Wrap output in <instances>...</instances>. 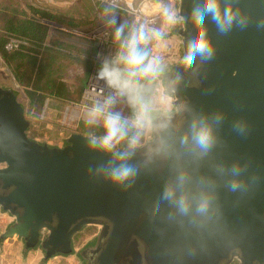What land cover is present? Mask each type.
<instances>
[{"label": "water", "instance_id": "water-1", "mask_svg": "<svg viewBox=\"0 0 264 264\" xmlns=\"http://www.w3.org/2000/svg\"><path fill=\"white\" fill-rule=\"evenodd\" d=\"M175 1L182 61L160 73L173 107L144 144L134 125L117 150L79 132L38 142L0 85V208L13 217L1 239L50 259L95 225L85 264H264V0ZM156 84L144 78L140 97Z\"/></svg>", "mask_w": 264, "mask_h": 264}, {"label": "rangeland", "instance_id": "rangeland-1", "mask_svg": "<svg viewBox=\"0 0 264 264\" xmlns=\"http://www.w3.org/2000/svg\"><path fill=\"white\" fill-rule=\"evenodd\" d=\"M162 1H164L163 9L159 10L158 15H156L157 10L153 8L159 0H133V8L127 5L126 0H0V3H14L23 8L34 4L69 12V14L79 21L85 22L84 25L72 29L61 27L53 22H47L52 35L63 42L62 51L64 55L60 60L55 62L60 76L66 81L70 90L75 91L80 86L82 90L79 99L63 100L49 97L40 115H36L33 111L28 113V99L22 87L17 83L11 68L0 56V85L5 88H14L17 92L21 93L18 95V99L25 106L27 119L32 122L31 127L27 131L30 138L50 146H61L66 144V139L72 133L87 131L92 126L105 128L109 132L110 129H113L103 120L92 119L89 116L90 114L86 112L80 113L81 115L75 117L73 120H64V115L67 105L71 102H81L83 89L89 81L94 68L99 65V60L103 55L107 41H120L119 38L123 34V26L128 18L132 20L131 27L133 32L138 30L139 33L145 24L144 18H154V22L149 26L150 38L146 41L150 42L152 46L147 73L156 79V87L159 90L157 89L153 93L149 107L157 114L172 111V97L165 91L160 73L166 67H169L172 63H177L182 58L180 38L177 34L179 28L176 16L178 5L175 0ZM129 2H132V0H129ZM101 5H107L112 8L107 10L105 8L101 9ZM90 61L93 63L92 71L89 75H86L85 66ZM156 67H160L162 71L158 75H153ZM136 92H138V89ZM136 92H132V94ZM138 108L142 110L138 124L143 129L145 128L144 134L150 139L152 121L149 120L148 123H144L143 115L145 109L143 107ZM117 131L115 130V135L111 138H109L108 133L106 136H100L97 139L102 145L108 146L109 149L117 150L122 147L127 137L121 139L117 135ZM2 165L0 163V166ZM12 222L13 217L0 208V235ZM98 229L99 227L95 225L86 226L77 233L78 236L74 242L75 250L72 254H58L50 259H46L45 252L41 247L28 250L21 239L0 238V254H6L4 255V259L0 255V264H26L28 260L34 264H83L80 252L85 249L83 247H86L89 241L95 238ZM21 249L24 253H28L27 255L25 254V257H23ZM233 264L240 263L235 261Z\"/></svg>", "mask_w": 264, "mask_h": 264}, {"label": "trees", "instance_id": "trees-1", "mask_svg": "<svg viewBox=\"0 0 264 264\" xmlns=\"http://www.w3.org/2000/svg\"><path fill=\"white\" fill-rule=\"evenodd\" d=\"M103 8L107 10L112 7L101 5V9ZM47 22H53L70 29L78 28L85 23L76 19L69 12L48 7L30 4L27 8H23L14 3H0V56L11 68L17 83L22 87L28 99V113L33 111L36 115L42 113L49 97L63 100L79 99L82 90L81 86L75 91L70 90L66 81L60 76L55 62L64 55L63 42L52 35ZM131 22V18H128L124 24L123 34L119 38L120 43L135 39L139 35L138 30L133 32ZM11 39H16L18 45L13 49H7L6 45ZM151 54L150 42H142L137 45L134 56L142 57V59L139 63H133V68L136 74H142L141 84L144 78L151 77L147 73ZM92 64L91 61L86 64V75L92 71ZM126 78L138 80L134 74H128ZM17 93L21 94L19 91ZM149 105L150 100L141 98L138 89V92L134 94L122 96L117 103L110 106V110L124 116H131L134 108L143 107L145 109L143 121L148 123L149 120L152 121L159 115ZM29 122L30 128L32 122ZM84 131L80 132L92 136L96 141H98V137L106 136L109 133L107 129L97 126L89 127L87 131ZM144 132L145 128H142V132L137 136L136 143L139 145L149 139ZM116 133L121 139H124L128 133V124L124 123ZM77 236L78 234L74 240ZM91 243L93 241H89L87 245Z\"/></svg>", "mask_w": 264, "mask_h": 264}, {"label": "built area", "instance_id": "built-area-1", "mask_svg": "<svg viewBox=\"0 0 264 264\" xmlns=\"http://www.w3.org/2000/svg\"><path fill=\"white\" fill-rule=\"evenodd\" d=\"M130 8L134 7L133 0H126ZM145 24L137 38L124 43L119 41H107L103 50V55L99 60V65L94 68L93 73L87 82L82 93L81 102H71L66 107L64 120H73L83 113H89L94 120H103L108 126L115 130L127 123L139 128L138 135L142 132L140 122L142 110L138 108L136 118L124 117L113 113L110 106L118 101L122 96L140 90V79L142 74H136L133 68V57L139 43L146 42L150 38L149 26L154 22L153 17L144 18ZM18 45L16 39H11L7 49H13ZM106 53V55H105ZM128 74L138 77L137 81L127 79ZM157 85V84H156ZM157 88V87H156ZM159 90V88H157ZM156 89V91H157ZM81 113V114H80Z\"/></svg>", "mask_w": 264, "mask_h": 264}, {"label": "clouds", "instance_id": "clouds-1", "mask_svg": "<svg viewBox=\"0 0 264 264\" xmlns=\"http://www.w3.org/2000/svg\"><path fill=\"white\" fill-rule=\"evenodd\" d=\"M214 5L210 0L209 3V8H212ZM196 49L203 51L206 50L207 48V42L203 39V37H201V39L199 40V42L195 45ZM142 57L139 56H134L133 58V63H139L141 61ZM113 135H115V130L114 129H110L109 132V138H111ZM209 132L207 129H202L201 132L199 133V141L202 145H207L209 142ZM123 176L127 175V172L122 174Z\"/></svg>", "mask_w": 264, "mask_h": 264}, {"label": "crops", "instance_id": "crops-1", "mask_svg": "<svg viewBox=\"0 0 264 264\" xmlns=\"http://www.w3.org/2000/svg\"><path fill=\"white\" fill-rule=\"evenodd\" d=\"M163 2H164V1L159 0V2H156V3H155V6H154L153 9H154V10H157V12L155 13L156 15H158V11H159V10L161 11V10L163 9ZM161 71H162V70H161L160 67H156V69L154 70V74H153V75H158ZM156 86H157V85H156ZM156 89H157V88L155 87L154 93H155ZM106 147H108V146H106ZM108 148H109V147H108ZM111 149H112V148H111ZM0 245H1V244H0ZM21 250H22V249H21ZM34 253H35V252H34ZM25 254H26V253H24L23 250H22V255H23V257H25ZM27 254H28V253H27ZM27 254H26V255H27ZM32 254H33V253H32ZM0 255H1V258L4 259V258H5L4 255H6V254H4V255H3V254H0ZM23 259H24V258H23ZM29 261H30V260H28V262H27L26 264H34V263L29 262ZM31 261L33 262V260H31ZM24 262H25V260H24Z\"/></svg>", "mask_w": 264, "mask_h": 264}, {"label": "flooded vegetation", "instance_id": "flooded-vegetation-1", "mask_svg": "<svg viewBox=\"0 0 264 264\" xmlns=\"http://www.w3.org/2000/svg\"><path fill=\"white\" fill-rule=\"evenodd\" d=\"M181 61H182V58H181L178 62H181ZM166 68H169V67H166ZM96 234H97V233H96ZM96 239H97V235H95V238L92 240L93 243L87 245L86 247H89V246H92L93 244H95ZM74 242H75V240H73V244H74ZM86 247L84 246L83 248H86ZM82 263L85 264L83 260H82Z\"/></svg>", "mask_w": 264, "mask_h": 264}]
</instances>
